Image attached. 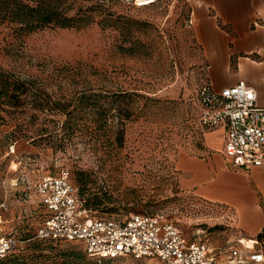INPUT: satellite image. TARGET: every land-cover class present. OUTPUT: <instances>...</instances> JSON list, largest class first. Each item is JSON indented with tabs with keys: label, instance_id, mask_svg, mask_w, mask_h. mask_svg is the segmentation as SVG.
Here are the masks:
<instances>
[{
	"label": "rangeland",
	"instance_id": "rangeland-1",
	"mask_svg": "<svg viewBox=\"0 0 264 264\" xmlns=\"http://www.w3.org/2000/svg\"><path fill=\"white\" fill-rule=\"evenodd\" d=\"M97 2L109 8L114 26L102 27L101 14L84 28L49 26L30 34L19 33L9 20L0 23V65L18 76L33 77L56 98H77L88 90L141 95L136 114L126 121L122 150H107L85 134L55 137L51 131L64 119L61 113H4L1 231L23 240L16 252L26 251L29 242L39 239L34 236L45 219L36 184L44 175L69 169L79 189L78 179L84 178L95 183L99 194L105 191V203L92 209V215L123 220L132 213H160L187 238L207 242L223 256L230 242L244 235L242 229L254 228L261 217L245 204H234L236 211L230 203L206 201L181 186L177 156L182 151L202 152L207 130L199 122L198 94L210 81L203 47L188 22L189 8L183 0H158L144 8L118 0H64L63 6L75 12L78 6ZM218 138V133L212 135ZM82 195L86 199L89 193ZM261 236L264 240V232ZM42 245L52 256L78 250L96 261L80 242ZM96 262L165 264L132 256Z\"/></svg>",
	"mask_w": 264,
	"mask_h": 264
},
{
	"label": "built area",
	"instance_id": "built-area-1",
	"mask_svg": "<svg viewBox=\"0 0 264 264\" xmlns=\"http://www.w3.org/2000/svg\"><path fill=\"white\" fill-rule=\"evenodd\" d=\"M118 1L144 8L158 0ZM257 99L255 86L244 79L221 89L206 83L199 90L200 125L203 130L226 126L224 151L236 167H264V107ZM35 191L45 209L35 237L80 242L90 257L156 258L165 264H264L260 238L233 240L219 256L207 242L187 238L179 225L160 213H132L123 220L92 215L69 169L42 176ZM4 222L0 212V259L24 243L1 231Z\"/></svg>",
	"mask_w": 264,
	"mask_h": 264
},
{
	"label": "crops",
	"instance_id": "crops-1",
	"mask_svg": "<svg viewBox=\"0 0 264 264\" xmlns=\"http://www.w3.org/2000/svg\"><path fill=\"white\" fill-rule=\"evenodd\" d=\"M183 1L208 63V83L221 89L244 79L255 86L257 104L264 107V0ZM214 133L219 134L217 141ZM226 136V126L209 129L201 153H179L180 183L206 201L230 203V209L245 204L259 212V223L234 239L252 242L264 232V167L234 166L224 151Z\"/></svg>",
	"mask_w": 264,
	"mask_h": 264
},
{
	"label": "trees",
	"instance_id": "trees-1",
	"mask_svg": "<svg viewBox=\"0 0 264 264\" xmlns=\"http://www.w3.org/2000/svg\"><path fill=\"white\" fill-rule=\"evenodd\" d=\"M63 3L64 0H41L36 3L26 2V0H0V23L9 20L21 34H30L49 26L84 28L93 23L100 14L103 15L99 20L102 27H110L115 23L112 21L109 8L104 3L81 5L75 12L64 7ZM139 95L135 91L88 90L82 92L77 98L58 99L45 87L39 85L33 77L18 76L0 65V121L4 120V113L31 112V117L37 111L61 113L64 119L53 126L57 130L51 131L55 137L72 139L78 134H85L92 142H99L107 150H122L124 147L126 121L136 114L138 109L136 98ZM110 113L113 117L109 116ZM85 116L89 117L87 121L83 120ZM78 183L79 196L87 208L97 209L105 203L106 196L102 187L100 189L103 192L99 194L94 190L93 181L79 178ZM86 192L89 196L85 199L82 194ZM261 235L262 233L259 234V238L262 237ZM42 241L54 240L40 238L33 240L29 242L26 251L16 252L17 249L1 258L0 264H98L96 261L115 258L92 257L96 259L95 261L88 258L82 251L73 250L72 254L63 255L61 260L56 254L55 256L47 254Z\"/></svg>",
	"mask_w": 264,
	"mask_h": 264
}]
</instances>
